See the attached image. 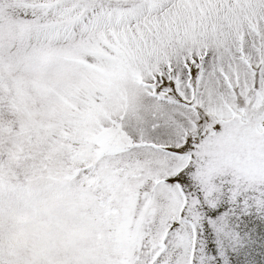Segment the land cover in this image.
Returning <instances> with one entry per match:
<instances>
[{
    "label": "snow or ice",
    "instance_id": "6c2138e0",
    "mask_svg": "<svg viewBox=\"0 0 264 264\" xmlns=\"http://www.w3.org/2000/svg\"><path fill=\"white\" fill-rule=\"evenodd\" d=\"M0 264H264V0H0Z\"/></svg>",
    "mask_w": 264,
    "mask_h": 264
}]
</instances>
